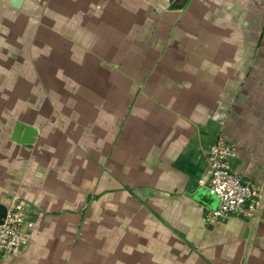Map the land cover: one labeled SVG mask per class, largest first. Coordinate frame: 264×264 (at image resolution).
Wrapping results in <instances>:
<instances>
[{
    "label": "crops",
    "instance_id": "1",
    "mask_svg": "<svg viewBox=\"0 0 264 264\" xmlns=\"http://www.w3.org/2000/svg\"><path fill=\"white\" fill-rule=\"evenodd\" d=\"M17 5L61 80L9 86L21 110L0 120V202L26 204L27 239L0 264H264V206L210 225L192 197L222 138L264 198V0ZM19 121L32 144L12 139Z\"/></svg>",
    "mask_w": 264,
    "mask_h": 264
},
{
    "label": "built area",
    "instance_id": "2",
    "mask_svg": "<svg viewBox=\"0 0 264 264\" xmlns=\"http://www.w3.org/2000/svg\"><path fill=\"white\" fill-rule=\"evenodd\" d=\"M235 155V146L222 138H218L211 146L207 189L217 202L214 207L205 208L204 219L207 224L226 222L234 217L255 221L264 206L258 185L244 179L233 169L231 161ZM7 208V215L0 223V257L20 255L27 239L23 231L27 222L26 204L13 198ZM28 225L33 226V223L29 222Z\"/></svg>",
    "mask_w": 264,
    "mask_h": 264
},
{
    "label": "rangeland",
    "instance_id": "3",
    "mask_svg": "<svg viewBox=\"0 0 264 264\" xmlns=\"http://www.w3.org/2000/svg\"><path fill=\"white\" fill-rule=\"evenodd\" d=\"M17 2L19 0H0V120L10 112L21 110V106L16 110L18 100H13L9 94L15 74L30 72V83L44 91L56 87L60 79L54 76L58 75L60 64L56 59L58 48L37 43L41 28L34 24L30 13L20 10ZM56 52L52 60L51 55Z\"/></svg>",
    "mask_w": 264,
    "mask_h": 264
},
{
    "label": "water",
    "instance_id": "4",
    "mask_svg": "<svg viewBox=\"0 0 264 264\" xmlns=\"http://www.w3.org/2000/svg\"><path fill=\"white\" fill-rule=\"evenodd\" d=\"M171 8H183L189 0H169ZM38 135V129L34 126L27 125L21 121L17 122L12 139L23 144H32ZM201 204L207 207H214L217 199L211 195L208 189L202 187L192 195ZM7 205L0 202V223H3L7 215Z\"/></svg>",
    "mask_w": 264,
    "mask_h": 264
}]
</instances>
